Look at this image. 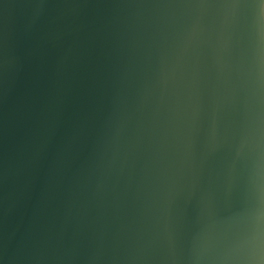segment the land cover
<instances>
[{
  "label": "water",
  "instance_id": "water-1",
  "mask_svg": "<svg viewBox=\"0 0 264 264\" xmlns=\"http://www.w3.org/2000/svg\"><path fill=\"white\" fill-rule=\"evenodd\" d=\"M0 264H264V0H0Z\"/></svg>",
  "mask_w": 264,
  "mask_h": 264
}]
</instances>
